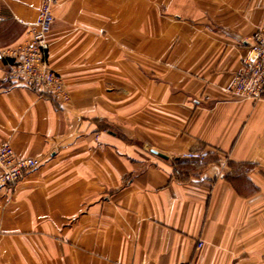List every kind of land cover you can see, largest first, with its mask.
I'll use <instances>...</instances> for the list:
<instances>
[{
	"label": "crops",
	"instance_id": "0c3cea01",
	"mask_svg": "<svg viewBox=\"0 0 264 264\" xmlns=\"http://www.w3.org/2000/svg\"><path fill=\"white\" fill-rule=\"evenodd\" d=\"M41 3L0 0V49L29 39ZM53 12L68 103L0 59V140L38 161L0 195V264H264V100L228 93L264 0Z\"/></svg>",
	"mask_w": 264,
	"mask_h": 264
},
{
	"label": "built area",
	"instance_id": "2783aa9c",
	"mask_svg": "<svg viewBox=\"0 0 264 264\" xmlns=\"http://www.w3.org/2000/svg\"><path fill=\"white\" fill-rule=\"evenodd\" d=\"M57 3L58 0H42L36 21L29 29V39L16 48L0 49V59L5 62L8 78L14 83L25 84L68 103L71 94L66 80L50 64L48 36L55 21L53 10ZM246 47L243 68L234 75L228 93L233 98L257 102L264 100V23L246 40ZM183 157L200 159L203 155L186 152ZM37 165L34 157L19 156L9 140H0V195L11 192ZM203 245L204 242L199 240L197 248ZM177 264H196V261L184 260Z\"/></svg>",
	"mask_w": 264,
	"mask_h": 264
},
{
	"label": "water",
	"instance_id": "95a60500",
	"mask_svg": "<svg viewBox=\"0 0 264 264\" xmlns=\"http://www.w3.org/2000/svg\"><path fill=\"white\" fill-rule=\"evenodd\" d=\"M154 152L162 156V154H160V153H158V152H156V151H154Z\"/></svg>",
	"mask_w": 264,
	"mask_h": 264
}]
</instances>
